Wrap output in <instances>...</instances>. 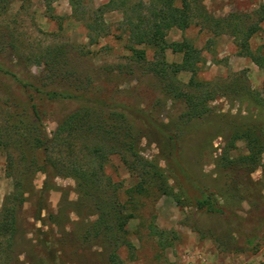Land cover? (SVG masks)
<instances>
[{"label": "rangeland", "instance_id": "rangeland-1", "mask_svg": "<svg viewBox=\"0 0 264 264\" xmlns=\"http://www.w3.org/2000/svg\"><path fill=\"white\" fill-rule=\"evenodd\" d=\"M109 1L0 0V264H264V234L240 250L230 221L188 203L204 189L244 231L264 217V147L251 183L225 176L264 131V72L247 55L261 53L264 0H190V26L164 39L199 62L177 75L181 53L129 51L125 16L99 11ZM129 1L148 15L152 0ZM175 94L204 96L207 112L186 120ZM127 124L131 151L112 130Z\"/></svg>", "mask_w": 264, "mask_h": 264}, {"label": "trees", "instance_id": "trees-1", "mask_svg": "<svg viewBox=\"0 0 264 264\" xmlns=\"http://www.w3.org/2000/svg\"><path fill=\"white\" fill-rule=\"evenodd\" d=\"M3 1V0H1ZM116 2H118V5H116ZM179 2V5L177 3ZM130 3L129 0H110L108 4L103 6L99 11L101 14L104 12H107L106 9H108L109 5L116 6L112 10H118L120 11L123 16H125V24L127 27V34H128V42L129 46L128 49L130 52L139 55L141 58H143V52L138 51L135 49L137 46H146L151 48L153 51L156 52V54L160 57L163 56L164 51L167 49H170L173 53H181L182 54V62L179 65H174L172 70L173 74L177 75L181 72H195L196 70V64H198L199 61H197V57L194 56V51L191 48V46L188 43H182V44H170L167 45L165 42V36L168 30L172 28H176L180 31H184L187 29L190 24V0H152L151 5L149 7V12L147 16L141 15V7L138 6L135 8V6H127V4ZM143 9V8H142ZM264 10V7L262 8ZM109 11V10H108ZM264 14V11H263ZM262 21H264V17L262 18ZM103 23L99 17L97 28V36L102 35L104 33L103 29ZM100 32V33H99ZM250 58V60L259 67L264 72V43L261 48V53L259 55H250L247 54ZM161 69L166 70L163 68L165 65L164 63H160ZM162 70V71H163ZM66 75L68 78H74V74L66 72ZM264 84V80H263ZM161 91L163 94H168L169 92L166 91V86H160ZM34 92L39 95L40 97L47 99L48 101L55 100V99H66V98H73L78 99L82 97L81 94H78L76 96L71 95H65L62 93H58L51 90H45V89H38L34 88ZM194 96H183L180 94H175L173 97H171V100L173 101H179L181 102L185 107L186 111L183 113V117L186 120H189L191 118H197L204 112H207L206 102L207 100L203 96L202 98L199 97L194 101ZM32 109L34 110V106H32ZM35 115L37 116V112H35ZM123 115V114H122ZM122 115H119L122 117ZM38 119V117H36ZM118 132H124L125 138L128 139L127 142L123 141L127 149L129 151L133 150L135 147L134 143V130L127 124L126 128H122L119 126H112V130ZM256 134V132H255ZM244 136V135H243ZM235 139L241 138L240 135H234ZM254 140L251 139L249 142V145L252 146H260L259 150L252 151V149L249 148L250 153L246 157L240 158L238 161L234 163H230L228 166L229 172H227L226 178L230 179L232 176V173H238V171L246 172V180H248V183H251L250 176L256 172L257 168L260 165V156L263 153L262 149L264 147V131H258V136ZM258 138V142H257ZM180 139L175 138V136H167V143L166 148L169 152L174 151L177 147V144ZM41 144V142H40ZM254 152V153H253ZM170 154V153H169ZM236 178V177H235ZM240 182V179H236L233 182V186L238 187ZM264 182L262 180L256 181L255 184H253L256 189L259 190V186H264ZM241 184V182H240ZM261 189V188H260ZM260 192V190L258 191ZM261 198L264 199L262 196ZM189 204H192L195 206L196 210L203 211L205 214L209 216L217 217L221 220L230 221L232 223L233 228L226 233L227 235L225 238H227L228 241L234 242V244L238 245L240 250L243 248H252L259 239L264 234V217L260 218L257 222V225L250 230H242L241 224L238 216H235L231 219H229L230 214H228L225 210V207L221 205L220 201L216 198V196L212 193H207L204 189L199 190L198 196L195 198L189 199ZM14 224V215L13 212L10 213L9 216V225L12 227ZM100 229L96 230L95 238L99 239L101 236H104L102 232L99 231ZM213 238H216L214 234H211ZM239 250V251H240ZM106 262L107 264H114L116 261V256L114 253L107 254Z\"/></svg>", "mask_w": 264, "mask_h": 264}]
</instances>
